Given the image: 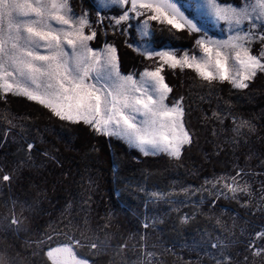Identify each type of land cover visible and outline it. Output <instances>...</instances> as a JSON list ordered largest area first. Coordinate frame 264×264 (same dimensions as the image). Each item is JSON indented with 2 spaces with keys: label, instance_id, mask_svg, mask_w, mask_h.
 I'll return each instance as SVG.
<instances>
[{
  "label": "trees",
  "instance_id": "trees-1",
  "mask_svg": "<svg viewBox=\"0 0 264 264\" xmlns=\"http://www.w3.org/2000/svg\"><path fill=\"white\" fill-rule=\"evenodd\" d=\"M70 3L95 24L92 48L116 47L121 73L155 66L131 48L132 28L98 23L104 14L94 0ZM152 27L155 48L191 50L200 36ZM163 75L172 88L167 102L183 98L192 134L179 159L142 155L25 97H0V264H53L49 247L71 240L79 259L73 264H150L153 250L152 264H217L188 250L172 253V243L194 238L219 243L231 258L225 264H264V253L249 247L264 224V73L241 90L208 84L186 69L165 68ZM237 172L249 191L236 198L218 196L206 183Z\"/></svg>",
  "mask_w": 264,
  "mask_h": 264
},
{
  "label": "snow or ice",
  "instance_id": "snow-or-ice-1",
  "mask_svg": "<svg viewBox=\"0 0 264 264\" xmlns=\"http://www.w3.org/2000/svg\"><path fill=\"white\" fill-rule=\"evenodd\" d=\"M111 3L124 9L114 18L115 25L144 17L138 31L148 39L139 51L154 61V67L145 68L138 79L135 74H122L116 48L90 47L96 32L85 33V28H91L87 16L71 14L68 0H0V97H25L62 121L83 123L98 134L123 140L144 155L165 153L179 159L183 147L192 143V134L185 125L183 98L167 102L172 88L163 75L165 68L189 69L208 84L226 82L234 89H246L257 73H264V46L259 55L251 50L254 40L264 42V31L259 36L255 31L264 29V0H241L240 5L220 0H186L187 6L180 0ZM189 10L192 16L187 15ZM197 13L213 24L223 22L227 38H208ZM153 21L170 31L205 33L195 41L200 54L184 51L178 55L175 49L152 47ZM32 147L28 145L29 150ZM240 176L237 172L206 183L218 189L216 195L231 193L236 198L237 193L249 191L246 183H239ZM2 179L9 181L10 176ZM153 196L163 198V193ZM188 220L186 215L181 217V223ZM257 240L264 241V232L256 233L249 245L259 256L264 248L256 247ZM230 259L222 256L217 264ZM53 264H58L56 258Z\"/></svg>",
  "mask_w": 264,
  "mask_h": 264
},
{
  "label": "rangeland",
  "instance_id": "rangeland-1",
  "mask_svg": "<svg viewBox=\"0 0 264 264\" xmlns=\"http://www.w3.org/2000/svg\"><path fill=\"white\" fill-rule=\"evenodd\" d=\"M70 2H71V0H68V4H69V8H70L71 14H74V16L77 17V18L82 16V14L78 13L72 7ZM94 3L96 5L97 10L104 14V15H100V14L97 15V19H98L97 22L98 23H100L101 21L102 22L103 21H107L111 25H115L114 24V18H118L119 15H121L123 10H124L120 5L112 4L111 0H108L107 3H105V0H94ZM180 3L185 4V6H187L186 5V0H180ZM126 7H130V5H127ZM187 15L192 16L193 13L189 10V11H187ZM196 15H197V18L199 19L200 26L207 30L206 34H207L208 38H212V39H226L227 38L228 33L225 30V25L223 24V22H220V23H217V24H213L209 20L205 19L202 14L197 13ZM143 19H144V17H140L139 19H131L127 23H123L121 25H116V26H120L122 28V31H124V32H126L127 30H129L131 28L134 30V34H135L134 36L135 37H134V39L131 40L130 46H131V48H133L139 54H141V51H139V49L145 44V40L148 39V38H142L140 32L138 31L139 25L143 21ZM153 22H155V21H153ZM89 23H90L91 28L90 29L89 28H85V33L86 34L90 30H94L95 24L91 23L90 20H89ZM155 23H156L157 27L158 26H162V25L158 24L157 22H155ZM163 27H166V26H163ZM243 27H244L245 31H247L249 29V25L247 24V22H245ZM261 30H263V29L258 27L255 31L257 33V32H259ZM151 32L153 33L152 22H151ZM191 33H195L197 35H200L199 38L201 36L205 35V33H202V32H191ZM257 36H259L258 33H257ZM151 40H152V36H151ZM105 45L114 46L111 42H106V43L103 44V46L100 49H103L105 47ZM262 46H264V42H262L259 39L254 40L252 42V44H251L252 53L254 55H259L260 52H261ZM152 47L155 48V46L153 44H152ZM156 49H158V50L175 49V50H177V54L178 55H182L184 51L189 52V54H196V55L200 54V50L197 47H195V46L191 50H187V49L184 50V49H179V48H173L169 44H166L165 46H162V47L156 48ZM142 56H144V55H142ZM149 63L153 65L154 61L153 60H149ZM144 69H142L141 71H139L137 73L132 72L131 74H135V78L138 79L139 78V73L144 71ZM186 70H189V69H186ZM190 71H192V70H190ZM238 90H241V89H238ZM114 138H116V137H114ZM116 139H118V138H116ZM119 140H121V139H119ZM121 141L124 142L123 140H121ZM124 143L129 148L134 149L137 152L141 153L139 150L130 147L126 142H124ZM141 154L144 155L143 153H141ZM160 154H165V153H159V154H156V155H160ZM149 155H151V154H149ZM165 155H167V154H165ZM241 181L242 180H240L239 183H241ZM260 192H261V195H262V199L264 200V188L260 189ZM152 198H156V197L153 196ZM262 225H263V227L257 226L256 233L264 232V224H262ZM255 236H256V234H255ZM254 240H255V237H254L253 241ZM213 243H211L210 245H207L208 244L207 242L201 243V241L195 240V238H194L193 240H191L189 242L180 241V243L178 245L172 243L171 246L174 247V248L171 247V251H172V253L173 252L176 253V252H179V251H182V250H188L190 253L194 252V253L200 254L201 256L213 259L215 262H217V260H219L223 256L222 255L223 249H222L221 245H220L221 249H220V247L212 248L211 245ZM255 244H256V247H258V248H264V241L257 240V241H255ZM76 245H77V242L75 240L61 241V242L55 243L54 245L49 247L48 254H49V256H50V258L52 260H53V258H56L57 261H58V264H73V263L78 262V260H79L78 257H77V254H76V248H75ZM254 250L255 249H253V252H254ZM178 254H180V253H178ZM155 255H157V252H155L154 250L152 252H150V254H149L150 260H151L150 264H152V263L157 261Z\"/></svg>",
  "mask_w": 264,
  "mask_h": 264
}]
</instances>
